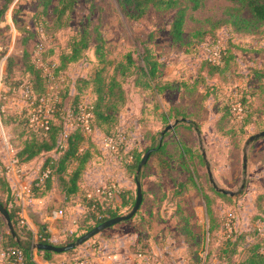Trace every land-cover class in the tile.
<instances>
[{"label":"rangeland","instance_id":"374dc122","mask_svg":"<svg viewBox=\"0 0 264 264\" xmlns=\"http://www.w3.org/2000/svg\"><path fill=\"white\" fill-rule=\"evenodd\" d=\"M6 1L9 4L0 12V105L5 107L4 112L0 108V200L14 204L4 180L12 188L5 165L11 157H18L29 130L37 128L30 116L38 108L41 87H34L23 63L27 52L35 59L37 44L42 43L41 58L56 64L54 79L46 83V90L58 97L53 123H60L58 111L77 103L94 105L97 68L106 81L116 73L125 88V102L110 111L117 121L99 124L95 119L93 157L86 175L103 165L116 172L94 181L97 184H91L88 176L86 190L97 191L108 183L129 184V204L118 208L119 215L127 214L136 200V182L133 177L127 179L121 166L133 151H142L144 156L147 148L158 146L142 170L143 201L137 213L94 235L74 253L90 262L93 258V264H98V257L112 261L109 264H232L244 260L251 244L259 240L258 225L264 222V137L251 143L246 171L243 168L246 140L264 130V76L256 73L261 67L258 50L264 46V21L252 18L243 6L242 15L249 24L238 29L223 19L239 3L199 0L188 11L182 40L174 41L170 33L173 8L152 7L143 17L133 18L118 0H71L73 5L65 11L61 0H0V7ZM63 1L67 5L70 0ZM82 33L90 39L89 46L71 60L73 43ZM217 41L226 48L230 41L235 44L232 66L218 67L213 74L199 70L206 61L205 45ZM97 43L102 45L101 57L96 54ZM146 47L160 62V74L152 81L131 64V60L138 64V54ZM170 79L179 80L172 91L160 92L153 86ZM30 87L33 93L29 95ZM224 96L231 99L226 102ZM240 97L246 101L242 118L237 111L220 116L227 103L235 107ZM171 107L182 115L166 119ZM176 118L189 119L199 130L182 121L162 135ZM117 133H123L126 142L115 154L103 147V138ZM35 165L25 170V176L32 177ZM207 166L216 184L235 191L234 196H221L224 193L214 188ZM180 181L186 182L179 185ZM202 191L212 198L214 220L207 216ZM0 218L4 219L1 213ZM217 221L216 229L211 228ZM183 222L196 233L193 241L182 235ZM5 229L9 231L6 222L0 224V236ZM67 256L55 258L60 261Z\"/></svg>","mask_w":264,"mask_h":264},{"label":"trees","instance_id":"16d2710c","mask_svg":"<svg viewBox=\"0 0 264 264\" xmlns=\"http://www.w3.org/2000/svg\"><path fill=\"white\" fill-rule=\"evenodd\" d=\"M62 10L65 11L66 9L70 8L73 3L67 1V5L63 0ZM119 3L122 5L124 10L133 18H141L145 15L148 9L152 7H168L174 9V17L171 22L170 33L173 37L174 41H181L183 38L184 33V24L187 19V14L190 8H194V6L199 5V0H118ZM189 2V4L187 3ZM233 2H237L240 6L233 7L232 9L226 11L224 14L223 22L225 24H229L234 26L238 29H243L248 26L249 20L242 15V7L246 6L249 8L252 18L257 21H264V0H230ZM9 2H5L0 7V12H2ZM192 4V5H190ZM90 39L86 38L85 33H82L77 40L74 41L72 46V55L71 60L76 59L80 54L81 51L84 50L86 47L89 46ZM96 54L97 56L101 57L102 53V45L100 43L96 44ZM235 44L231 41L229 42L227 48H225L223 52V58L221 63L213 64L206 59L204 63L201 64L199 70L201 69L203 72L207 71L210 74H213L214 71L218 67H224L226 64L227 66H232L234 61L233 54L235 52ZM258 53L261 55V67L256 71L259 76H264V46H262ZM32 54V53H31ZM30 52L26 53L24 59V66L25 71L28 72L32 76L33 83L35 84V88L41 87L40 93L37 97L46 95L48 90H46V83L47 79L42 74L41 69L37 66L35 59H33ZM139 55L138 64L135 65L134 61L131 60L132 58L129 57L131 60V64L134 65L141 74L149 79L150 81L158 78V74H160V62L152 55L150 52L149 47H146L144 51ZM231 57V59H229ZM35 58V57H34ZM229 61V63H228ZM10 64V63H9ZM118 67L114 66V70L116 71ZM9 73L11 74L10 65L8 67ZM255 75V73H254ZM160 76V75H159ZM215 75L214 77H217ZM10 78V77H9ZM8 81V79H6ZM170 79V81H165L162 84L156 85L154 87L159 88L160 92L165 91H172L174 90L173 85L178 84L179 80L177 79ZM149 81V82H150ZM94 82H97L96 93H97V101L92 105V112H93V132L86 133L81 128H77L72 131L69 137L66 140V146L62 147L60 145V136L64 129V117L62 115V110L58 111V115L60 118V123H53V118L50 120L49 129L45 130L43 128H34L29 130L27 137L25 139V143L22 148L19 149L17 152V156L21 163H30L33 161H38L41 158V171L46 169L47 167L51 168L52 174L50 177L46 178L42 181L39 186L34 187V191L36 195L41 197L42 193L48 191L52 185L54 178H57L59 181L60 186L65 194V199L68 200L71 196L79 197V201L83 204L86 208V212L79 223L74 228V232L71 235H68L61 244L69 243L75 240L77 237L80 236L78 233L79 230H83L85 232L89 231L93 227L97 226L101 222L105 221L108 218L118 216V208H124L128 206L130 197L132 195L131 188H120V192L118 193V197L115 194L109 195L106 191L103 192L101 189V195L103 196V200H100L97 194H90V191H87L82 186V181L84 174L88 168L90 161L92 160L93 154L91 151V147L95 144L94 142V124L95 119L99 121V124L107 123V122H116L117 117L110 113V111H115L119 108L121 104L125 102L126 99V92L125 88L122 86V82L117 78L116 73L106 81L103 77H101L100 70L97 68L94 76ZM149 82H144L149 84ZM161 82V81H160ZM175 82V83H174ZM181 88H183L184 83L181 81ZM199 82V81H198ZM151 85V84H149ZM196 85L197 81H196ZM173 87V88H172ZM178 86H176L177 88ZM227 98L229 96H224V100L227 102ZM231 99V98H230ZM236 102H239L241 106V111H245L246 101L244 97H240ZM78 104V103H77ZM76 104V105H77ZM227 109L222 110L221 115L222 117H227L228 113L235 114L236 109L233 103H227ZM246 112V111H245ZM175 113V114H174ZM182 115L180 110L171 107L167 113H165V118L169 119L171 117H177ZM244 116V112H241V118ZM178 119V118H176ZM220 122V120H219ZM190 126L193 125L194 127L199 130V126L191 122ZM102 128L107 129L106 126L101 125ZM114 135V134H111ZM148 149L152 148H147ZM157 148L152 150H157ZM54 151L60 152V154L52 155L51 153ZM131 159L124 163L128 173L133 177L134 181L135 178L138 177L139 179L144 176V171L141 172L139 176H136V172L138 169V165L142 160L143 153L142 151H133L131 154ZM203 159V157H202ZM7 183L8 192H11V198L14 200L12 188H10L6 179H4ZM136 182V181H135ZM186 181H180L179 185H184ZM196 183V182H195ZM178 192V191H176ZM202 197L206 203V211L207 216L209 219L214 220V206L211 203V196L208 192L202 191ZM221 196H226L225 194H221ZM0 202L7 207L11 220L14 224L15 231L17 237L20 239L19 241L12 236L7 229L2 234V243L1 248H7L9 246L19 247L23 250L25 254V264H37L34 260V251L32 250V242L33 237L32 233L27 229L26 225L22 223L21 218L19 217L17 211L19 207L14 201V204L10 202ZM135 200L132 201L134 205ZM119 205V206H118ZM5 224V220L0 218V224ZM213 224V223H212ZM218 225L217 223L211 226V228L216 229ZM84 226V229H82ZM211 229V230H214ZM209 231L211 234L212 231ZM215 231V230H214ZM84 232V233H85ZM41 233H46V231L41 230ZM83 233V234H84ZM181 233L188 241H193L194 237H197L196 233H194L187 222H183L181 225ZM82 235V234H81ZM259 240H256L254 243L251 244L249 248V253L247 257L239 262L232 263V264H264V253L261 249L264 247V238L258 232ZM76 249H72L70 251L64 253H55L53 251L47 250H36L38 253L43 254L45 259L51 260L55 255L65 254L70 256L74 253Z\"/></svg>","mask_w":264,"mask_h":264},{"label":"built area","instance_id":"2783aa9c","mask_svg":"<svg viewBox=\"0 0 264 264\" xmlns=\"http://www.w3.org/2000/svg\"><path fill=\"white\" fill-rule=\"evenodd\" d=\"M225 48V44L220 41L206 44V59L213 64L221 63ZM41 51L42 43H38L34 51L36 64L41 69L42 74L45 76L47 82L49 83L55 77L54 69L56 64L52 63L51 65H49L45 63V61H43V59L41 58ZM26 92L30 95L33 93V90L30 87L27 88ZM57 99V95L50 91H48L46 95L37 97L36 100L38 102V108L35 109V111L32 112L30 116L31 124H35L39 128L48 130L50 120L53 118L54 114V103L57 102ZM0 108L1 111L4 112L5 107L2 104L0 105ZM235 109L238 113H240V104H237L235 106ZM62 115L64 117V129L60 137V145L62 147L66 146V140L69 137L70 133L77 128H81L86 133L93 132V112L91 105L78 103L73 108L62 111ZM0 126H2L1 123ZM125 142L126 136L123 133H117L116 135H107L103 138V147L106 148L109 152L117 154L120 149L124 147ZM5 170L7 177L10 180L14 181L12 193L15 203L19 207L17 211L18 213L25 203L40 200V197L37 196L36 192L34 191V187L39 186L42 181L50 177L52 174L51 168L47 167L42 171L40 170L37 176L29 178L28 176H25L24 163H21L19 158L16 156H13L9 159V161L5 165ZM118 187L119 186L116 183H108L103 186L102 190L103 192L106 191L109 195H118V193L120 192ZM21 221L23 223V220ZM258 230L260 235L264 238V222H261L258 225ZM73 232L74 228L65 229L63 233H54L48 231H46V233L39 232L33 240L59 245L63 242L62 234L68 236L73 234ZM261 251L264 253V247L261 249ZM35 262L37 263L36 260ZM0 264H25V254L19 247L10 246L7 248H0ZM53 264H91V262L86 257H81L76 253H72L70 256L64 257L60 261L54 262Z\"/></svg>","mask_w":264,"mask_h":264},{"label":"crops","instance_id":"0c3cea01","mask_svg":"<svg viewBox=\"0 0 264 264\" xmlns=\"http://www.w3.org/2000/svg\"><path fill=\"white\" fill-rule=\"evenodd\" d=\"M34 162L35 161L30 163H24L25 170H27L28 168H32L34 167L35 164H37L35 165L33 171L30 173V176L32 177L38 175L39 171L41 170L40 167L42 161L39 160L35 164ZM121 169L125 170L127 179L132 178V176L128 173L124 164H122ZM114 172L116 171L115 170L111 171L110 167H108L107 165L106 166L103 165L96 169H92L88 172L87 175H86L87 173L86 170L83 177L84 180L82 181V186L84 188H86V185L90 187V185H88L90 183L87 181L88 176L91 177L90 179V181L92 182L91 184H97L94 183V181H96L97 179L98 181H100L101 178H104L105 176ZM94 173H97V175H95ZM10 182H11V187H13L14 181L10 180ZM122 182H124V179H122ZM119 187L130 188V185L124 183L121 184ZM87 191H90V194H97L98 197L101 200H103V196L101 195V188L98 189L97 191H94L92 189H87ZM85 212H86V208L79 201V197L71 196L68 200L65 199V194L62 190V187L59 184L58 179L54 178L52 187L45 193L41 194L39 201L35 200L30 203H25L23 207H21L19 213L18 212L17 213L21 218V220H23V224H25L27 229L32 233L33 239H35L36 235L39 232H41V230L54 232V233L55 232L63 233L65 229L75 228L76 225L84 216ZM66 237H67L66 235L62 234V239H65ZM1 243H2V236H0V248H1ZM90 254L93 255L92 253ZM58 255H55L53 259L48 260L44 258L43 254L38 253V251H34V258L38 264H53L54 262H57L56 261L57 258L55 257ZM60 255H65V254H60ZM95 262L98 264H109L112 261H108L107 259L102 260V258L98 257L97 259H95ZM91 263L92 264L94 263L93 258L91 260Z\"/></svg>","mask_w":264,"mask_h":264},{"label":"water","instance_id":"95a60500","mask_svg":"<svg viewBox=\"0 0 264 264\" xmlns=\"http://www.w3.org/2000/svg\"><path fill=\"white\" fill-rule=\"evenodd\" d=\"M189 122L191 123L192 121H190L187 118H180V119H175L174 123L167 125L164 130L161 132V134L163 135L166 131H169L171 128L174 127L175 124L179 123V122ZM195 129L197 130V128L195 127ZM264 137V130L257 132L255 134H252L248 137V139L245 142V152H244V158H243V168L246 171V167H247V150L250 147L251 143L254 142L255 140H258L260 138ZM152 152V149H148L144 156L142 157V160L140 161L139 165H138V169L136 172V176H139L143 170V167L145 166V164L147 163L150 154ZM202 155L207 163V157H206V153L204 150H202ZM207 171H208V176L209 179L211 181V183L213 184L214 188L219 191L222 192L224 194H228L230 196H234L236 194L235 191L230 190V189H224L219 187L212 175L210 166H207ZM136 181V200L135 203L132 207V209L127 213V214H122V215H118L115 217H111L106 219L105 221L101 222L100 224H98L97 226L93 227L92 229H90L89 231L85 232L84 234L80 235L79 237H77L75 240L66 243V244H62V245H54V244H50V243H44V242H39V241H35L33 240L32 242V250H47V251H53L55 253H64L67 251H70L72 249H76L79 246H81L84 242H86L88 239L92 238L94 235L98 234L99 232H101L102 230L111 227L117 223L126 221L131 219L139 210L141 203L143 201V193H142V183L141 180L136 177L135 178ZM244 188V184L241 185V189L240 191ZM0 213L3 216L6 225L8 227V230L10 231V233L12 234V236H14L18 241L20 240L17 237L16 231H15V227L14 224L11 220L9 211L7 209V207H5L1 202H0Z\"/></svg>","mask_w":264,"mask_h":264}]
</instances>
